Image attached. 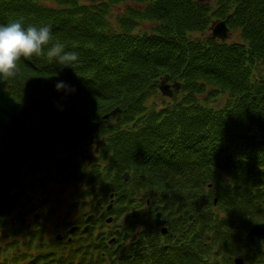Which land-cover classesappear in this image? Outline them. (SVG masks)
<instances>
[{
	"label": "trees",
	"instance_id": "1",
	"mask_svg": "<svg viewBox=\"0 0 264 264\" xmlns=\"http://www.w3.org/2000/svg\"><path fill=\"white\" fill-rule=\"evenodd\" d=\"M131 3L125 11L157 23L156 33H135L132 17L111 24L113 7ZM217 18L239 41L210 34ZM12 21L51 25L79 54L74 68L22 59L7 80L12 96H44L65 111L122 109L124 126L108 136L110 186L120 190L112 178L128 172L127 193L160 196L174 240L161 249L168 237L147 227L129 245L94 237L89 257L52 255L37 238L20 240L22 223L5 217L0 264H264V250L245 242L264 222V0H0V24ZM165 74L182 87L156 103ZM58 81L75 91H57ZM218 96L226 99L216 107Z\"/></svg>",
	"mask_w": 264,
	"mask_h": 264
},
{
	"label": "flooded vegetation",
	"instance_id": "2",
	"mask_svg": "<svg viewBox=\"0 0 264 264\" xmlns=\"http://www.w3.org/2000/svg\"><path fill=\"white\" fill-rule=\"evenodd\" d=\"M57 109L61 113H89L91 122L102 121V124L92 132L90 139L84 138V130L79 128L76 138L65 147H62V139L56 136L54 155L44 156L37 165L28 167L31 160L24 164L18 184L9 192L23 190V195L14 207L1 216V221L5 217L11 223L19 220L23 225L19 239L28 236L37 238L44 245V249L40 250L52 255L72 252L89 257L93 253L94 237L105 241V247L115 242L129 245L139 242L147 227L152 235L168 237L166 242L160 240L161 249L169 246L174 239L169 232L171 215L164 210L167 203L162 202L158 195L145 196L144 192L137 190L127 193L125 185L131 180L130 173L128 179L126 172L112 178L113 184L120 190L110 186L107 171L112 159L108 147L109 130L118 123L124 126L121 122L123 110L105 117L112 109L96 113L65 111L58 106ZM43 119L39 110H31L27 122L29 129ZM37 141L41 147L43 138H37ZM64 158L69 159L68 167L57 172L59 161ZM159 211L161 219H164L161 225L155 222ZM189 218L192 219L193 214H189ZM262 243L263 251L264 241ZM155 244H158L157 240ZM243 264H246L244 260Z\"/></svg>",
	"mask_w": 264,
	"mask_h": 264
},
{
	"label": "water",
	"instance_id": "3",
	"mask_svg": "<svg viewBox=\"0 0 264 264\" xmlns=\"http://www.w3.org/2000/svg\"><path fill=\"white\" fill-rule=\"evenodd\" d=\"M210 30L212 36L218 40H225L231 35L230 28L224 20L214 22ZM169 79V74L161 78L159 90L162 95L172 98L174 92L181 89L182 84L177 80L169 84ZM35 109L39 110L44 119L40 124L29 129L27 125L29 114ZM118 112L120 108H114L105 117L113 116ZM90 118L89 113H61L55 101L42 96H32L30 102L23 105L11 95L7 89V81H0V221L1 216L14 207L23 195V190L9 192L18 184L24 164L31 160L28 167L37 165L44 156L54 155L56 136L62 139V147L73 142L79 133V128L84 130L82 136L90 139L92 132L102 124V121L91 122ZM37 138L44 140L41 147ZM68 161V158L61 159L57 172L65 171ZM128 176L126 172V179ZM161 215L160 211L156 214L157 225L164 223ZM165 230L164 228L163 231ZM262 241H264V222L254 224L246 235L247 245L257 252L263 249ZM235 264H243V260L236 258Z\"/></svg>",
	"mask_w": 264,
	"mask_h": 264
},
{
	"label": "clouds",
	"instance_id": "4",
	"mask_svg": "<svg viewBox=\"0 0 264 264\" xmlns=\"http://www.w3.org/2000/svg\"><path fill=\"white\" fill-rule=\"evenodd\" d=\"M33 56L46 57L70 68L79 61L77 52L65 51V45L54 40L51 25L25 27L21 21L0 24V81L16 78L21 60ZM55 87L57 91H75L64 81H58Z\"/></svg>",
	"mask_w": 264,
	"mask_h": 264
},
{
	"label": "rangeland",
	"instance_id": "5",
	"mask_svg": "<svg viewBox=\"0 0 264 264\" xmlns=\"http://www.w3.org/2000/svg\"><path fill=\"white\" fill-rule=\"evenodd\" d=\"M133 3H131V5L129 4H121V5H118V6H115L113 7L112 11H111V14H110V19L112 20L111 24L114 26V24L116 23V19L120 16H126V17H132L133 19H135L137 21V27L135 29V33H156L155 31H153L157 25V23H154L153 21H150V20H146V19H142L140 18L139 16L136 15V13L132 12V11H125L128 7H133L132 5ZM136 7V5H135ZM222 19L220 18H217V19H214L211 23V25L209 26V31H210V34H211V26L213 25L214 22L216 21H221ZM227 25V24H226ZM228 27V26H227ZM231 31V29H230ZM209 33V32H208ZM237 33L235 32H232L231 31V35L229 38L225 39V40H228L229 42H232V41H239V37L236 36ZM212 35V34H211ZM195 36H199L198 34H195ZM164 76V75H163ZM162 76V77H163ZM174 80H170L168 81L169 84H172ZM160 91V90H159ZM174 96V95H173ZM44 97V96H43ZM47 98V97H46ZM163 98L165 99H171L169 97H166L164 95L161 94L160 92V95L157 96V97H154L153 98V101L156 102V103H160L163 101ZM226 97H223V96H218L216 98L215 101H212L211 104H215L216 107L218 106H222L224 101H225ZM117 108V107H115ZM34 122H35V119H34Z\"/></svg>",
	"mask_w": 264,
	"mask_h": 264
}]
</instances>
